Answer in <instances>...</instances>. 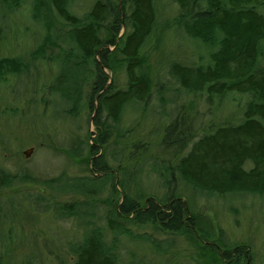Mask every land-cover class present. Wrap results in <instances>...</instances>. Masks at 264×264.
Returning <instances> with one entry per match:
<instances>
[{
  "label": "trees",
  "instance_id": "trees-1",
  "mask_svg": "<svg viewBox=\"0 0 264 264\" xmlns=\"http://www.w3.org/2000/svg\"><path fill=\"white\" fill-rule=\"evenodd\" d=\"M23 1L0 0V6L10 11ZM74 2L32 0L31 19L44 31V38L27 59L0 58V88L9 86L10 76H26L37 60L69 62L77 68L92 61L94 66L92 81L83 77L79 82L74 79L72 89L59 87L62 69L40 90L60 98L68 112L86 110V123L94 125L97 138L88 144L89 133L71 149L69 157H82L85 142L91 175L61 173L51 181L37 183L32 177L13 175L0 167V192L28 182L50 192L48 196L43 190L16 199L13 196L6 201L7 207L0 205V217L2 210L15 211L26 201L58 222H73L79 235L64 241L65 248L55 250L51 245L48 251L42 249L37 263L22 258V264H127L120 251L124 241L151 250L158 256L156 260L167 264L166 257L179 238L199 250L201 264H252L247 246H229L222 230L219 233L195 210L198 199L264 196V0H172L173 19L162 24H158L157 0H91L88 12L82 15L73 11ZM160 27L162 31L173 29L206 49L205 58L198 63L169 64L168 82L177 86L168 89L176 96L172 98L183 92L204 99L210 107L214 101L219 105L226 99L241 102L244 98V104L237 124L213 127L209 123L196 138L190 134V122L184 120V104L176 105L173 116L166 118L169 123L159 145L169 156L161 159L159 169L149 170L159 174L165 188L162 196H156L137 188L139 172L122 174L117 181L101 151L115 131L121 132L118 127L128 108L149 107L153 71L145 47L154 36L156 44L160 42ZM105 71L124 75V87L119 88ZM168 113L163 108V115L168 117ZM184 145L189 149L185 154ZM248 162L250 169L244 167ZM116 170L123 173L128 167L118 165ZM64 195L70 198L68 202L59 198ZM2 253L0 264H4ZM138 261L130 263L152 264L148 259Z\"/></svg>",
  "mask_w": 264,
  "mask_h": 264
},
{
  "label": "rangeland",
  "instance_id": "rangeland-1",
  "mask_svg": "<svg viewBox=\"0 0 264 264\" xmlns=\"http://www.w3.org/2000/svg\"><path fill=\"white\" fill-rule=\"evenodd\" d=\"M90 2L91 0H75L73 11L78 15L87 13ZM156 4L158 24L166 20L172 21L175 9L172 0H157ZM31 5L32 0H26L19 8L10 11L0 6V58L27 59L29 52L33 51L35 45L44 38V31L31 19ZM160 33L162 34H159L161 37L159 43L156 44L154 36L145 47L146 51H149L150 68L153 71L149 107L144 108L140 105L136 106V109L128 108L118 127L121 132L118 134L115 131L108 147L105 146L106 149L101 151V155L106 156L110 172L115 175L117 181L121 180L122 174L139 172L137 188L145 194L156 196H162L165 188L161 187L159 174L149 170L159 169L161 159L164 160L169 156L163 153L159 145L163 129L177 109L176 105L179 107L184 104V120L186 123L190 122V134L196 138L201 135V129L209 128V123L214 125L213 127L237 124L243 115L244 104V98H241V102L226 99L219 105L214 101L210 107L204 99L190 97L183 92H179V97L174 99L176 96L168 89H177V86L168 82L169 64L180 62L190 66L198 63L201 57L205 58L206 49L177 34L173 29L162 31L160 27ZM34 63V66L26 72V76H10L9 86L0 88V167L7 169L13 175L32 177L37 183L44 180L51 181L61 176V173L70 177L91 175L87 166L89 155L85 142L81 147L82 157L77 159L69 157L71 149L78 147L82 140L85 141L89 133L92 135L87 140L88 144H93V140L97 138L94 125L86 123V110L81 114L77 111L68 112L60 98L57 96L51 98L49 94L45 95L40 90L46 81H53L62 69L64 72L58 83L59 87L70 86L72 89L74 79H78L79 82L83 77H87L88 80L91 77L92 81L94 79L90 71L94 68L92 61L81 63L79 68L69 62L63 65L57 61L37 60ZM105 72L110 79H114L119 88L124 87V75ZM163 108L170 112L166 114L168 117L163 115ZM29 148L32 152L26 159L23 152ZM188 150L186 148L183 154ZM118 165L128 167V170L122 173L116 170ZM250 166L251 163L248 162L244 167L250 169ZM17 185L12 190L0 192L2 208L8 206L7 200L13 196H16V199L18 196L40 193L41 190L44 191V196L50 193L47 187H39L35 183ZM59 198L67 202L70 200L66 195ZM25 203L15 208V211L7 212V208L1 212L0 252H3L4 264H22L24 262L22 258L34 259L37 263L42 249L48 251L52 248L51 245L55 250L65 248L64 241L79 236L75 234L73 222H58L49 214L37 210L35 205H27L26 201ZM196 203V213L207 219V224L216 226L219 233L222 230L225 243L229 246H247L252 256V264H264V196L251 194L231 197L230 195L228 201L221 199L217 201L214 198L207 201L198 199ZM43 242L48 244L45 248ZM174 243L175 250L166 257L169 260L167 264H201L200 258H197L199 250L196 251L186 244L184 238H179ZM120 251L127 264H131L132 259L139 262L140 258L148 259L152 264L166 263L163 259L156 260L158 256L151 250L146 248L141 250L133 242L124 241ZM56 253L64 256L59 252ZM202 261L204 262V259ZM44 264H58V262L45 261Z\"/></svg>",
  "mask_w": 264,
  "mask_h": 264
},
{
  "label": "water",
  "instance_id": "water-1",
  "mask_svg": "<svg viewBox=\"0 0 264 264\" xmlns=\"http://www.w3.org/2000/svg\"><path fill=\"white\" fill-rule=\"evenodd\" d=\"M32 149H27L26 151L23 152V155L25 156V158H29L31 155Z\"/></svg>",
  "mask_w": 264,
  "mask_h": 264
}]
</instances>
